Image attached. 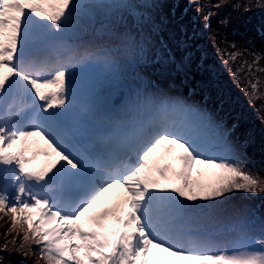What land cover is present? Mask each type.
I'll return each mask as SVG.
<instances>
[{
	"label": "snow or ice",
	"instance_id": "1",
	"mask_svg": "<svg viewBox=\"0 0 264 264\" xmlns=\"http://www.w3.org/2000/svg\"><path fill=\"white\" fill-rule=\"evenodd\" d=\"M155 7L156 0H0V214L10 216V232L22 231L14 250L34 245L45 264H264V218L217 215L233 192H264L222 122L140 84L120 109L77 103L78 72L98 68L115 88L121 68L146 55L145 43L120 31L122 15L111 17L126 13L138 29H155L138 11ZM257 7L264 10V0ZM94 22L114 46L68 42ZM252 55L240 71L264 72V55ZM153 60L164 61V52ZM248 87L250 102L259 99L260 80ZM39 156L48 163L32 167ZM197 164L218 173L193 178ZM113 189L122 190L118 199L90 213ZM151 249L167 256L150 259Z\"/></svg>",
	"mask_w": 264,
	"mask_h": 264
},
{
	"label": "rangeland",
	"instance_id": "2",
	"mask_svg": "<svg viewBox=\"0 0 264 264\" xmlns=\"http://www.w3.org/2000/svg\"><path fill=\"white\" fill-rule=\"evenodd\" d=\"M133 2L141 3L142 0ZM259 2L260 0H156L157 7L138 10L142 11L145 17L151 16L155 29L149 26L138 29L126 13L114 14L111 18H117L118 15L123 17L120 31L127 30L134 38L145 43L146 55L141 62L121 68L120 86L107 87L105 95L95 94L93 91L95 79L104 81V73L100 69L85 68L78 72L77 103L85 105V96L81 91L86 90L92 98L96 97L99 107L101 103L113 106L124 104L130 95V85L134 83L132 81L139 71L155 78L147 84L149 92H154L158 88L176 90L185 87L203 101L201 106L197 104V98L191 96L196 106L205 108L214 119L229 128L232 132L230 141L233 133L240 138V142L235 146L242 160L253 174L264 180V72H256V65L253 66L251 73L246 67L240 71L245 61L248 64L252 63V53L264 55V10L257 7ZM217 4L222 6L216 8ZM245 8L249 10L246 11ZM173 11L176 17H172ZM209 12L212 15L207 22L208 26L205 27L204 18ZM75 33L104 40L108 43L107 48L117 42L110 32L95 22L87 25L83 31ZM161 45L164 46L163 49ZM183 45L188 48L189 57L186 66L184 65L186 74L177 72L176 75L172 63L167 60L169 56L167 53L171 51L175 59H181ZM158 50L164 52V61L159 63L153 60V54ZM236 52L242 55L233 61L228 54ZM258 67L264 69V59L260 60ZM202 68H206V72L208 70L214 73V78L221 84L215 81L211 83L212 80L209 79L204 82L201 77ZM256 79L260 80L261 95L259 99L250 102L244 89L248 88L251 91L248 87L249 80ZM120 93L121 99L114 103L113 99L119 97ZM93 124L94 121L88 116L85 126L95 131ZM43 161L45 157L39 156L35 163ZM198 172L203 173L199 178L208 182L214 179L218 170L197 164L193 169V178H197ZM112 191L115 195L122 192L120 189H113L106 193L99 206L94 208L95 211L99 212L109 206ZM221 201L217 208V215L221 219L238 211L255 215L257 219L264 218V192L255 195L233 192L228 199L221 198ZM10 229V216L0 214V264H13L16 261L23 264H45L39 259L38 250L34 245L31 251L27 247L23 251L14 250L13 241L16 248L23 243L22 231L18 228L15 232H10ZM5 244L8 245L7 251L3 250ZM154 256L165 257L167 254L151 249L149 258Z\"/></svg>",
	"mask_w": 264,
	"mask_h": 264
},
{
	"label": "bare ground",
	"instance_id": "3",
	"mask_svg": "<svg viewBox=\"0 0 264 264\" xmlns=\"http://www.w3.org/2000/svg\"><path fill=\"white\" fill-rule=\"evenodd\" d=\"M67 39H68V42L70 44H73V45L78 46V47H80V46H85V47L96 46L98 48H107L108 47V43H106V41H104V40H100V39L93 38V37H87V35H83V34H80V33L76 34L75 32L74 33H70ZM154 79L155 78H153L150 75L145 74L143 71H139L137 73V75L135 76V78L133 79V81H132L134 83L132 85H130L131 91L133 89H135L137 84H140L141 88H147V84L149 83V81H154ZM94 86H95V88L93 89V91H94L95 94L101 93V94H104V95L106 93L107 87H110L108 84L104 83L101 79H95ZM131 91H130V93H131ZM81 92L85 96V101H86L85 105L88 104V101L89 102L90 101H96V97L92 98L88 91L82 90ZM154 92L163 93L169 98L176 99V100H181L184 103L191 104L193 106H196L197 104H201V106L203 105V101L201 99H198V97L196 95H194V93H191V91H189L185 87H180V88H178L176 90L175 89H169L168 90V89L158 88ZM191 96L197 98V104H196V102L193 99H191ZM100 106H101L100 108L102 110L110 111V110L120 109V108H122L124 106V104H121L119 106H113V105H105V104L101 103ZM89 117L91 118V116H89ZM227 129H229V128H227ZM230 133H232V132H230ZM233 134H235V133H233ZM40 146L43 147V143L42 142H41ZM47 163H48V161L45 159V161H43V162H39V163H35L34 162L32 167L41 168ZM120 193H121V191L119 192V195H120ZM119 195L118 194H116V195L113 194V191H112V193L110 195V199L111 200L109 202V205L112 202L116 201L118 199ZM95 212H97V211H95V209H91L90 210V213H95Z\"/></svg>",
	"mask_w": 264,
	"mask_h": 264
},
{
	"label": "trees",
	"instance_id": "4",
	"mask_svg": "<svg viewBox=\"0 0 264 264\" xmlns=\"http://www.w3.org/2000/svg\"><path fill=\"white\" fill-rule=\"evenodd\" d=\"M171 15L172 17H176L177 15L175 14V12H171ZM184 27V26H183ZM182 50H181V59H175V55L171 53V51H168V58L167 60H169V57H171L172 59L169 60L171 63H172V66H173V70L175 71L174 73L177 75V72L179 73H184V67L182 68L181 66H184L186 64V62H188V59L189 57L188 56V48L186 47V45H183L182 46ZM167 50V49H166ZM203 50H201V52L203 53ZM174 55V56H173ZM178 57V56H177ZM214 72V71H212ZM216 73V72H215ZM186 74V73H184ZM218 74V73H217ZM220 75V74H219ZM215 74L214 73H211L207 70L206 72V68H202V72H201V77H202V80L205 82V80H212L211 83H213V81L217 82V80L214 78ZM221 80V79H220ZM218 83V82H217ZM218 84H221L220 81Z\"/></svg>",
	"mask_w": 264,
	"mask_h": 264
},
{
	"label": "water",
	"instance_id": "5",
	"mask_svg": "<svg viewBox=\"0 0 264 264\" xmlns=\"http://www.w3.org/2000/svg\"><path fill=\"white\" fill-rule=\"evenodd\" d=\"M120 99H121V95H120L119 97L115 98L114 103L119 102ZM13 264H23V263L20 262V261H16V262H14Z\"/></svg>",
	"mask_w": 264,
	"mask_h": 264
}]
</instances>
